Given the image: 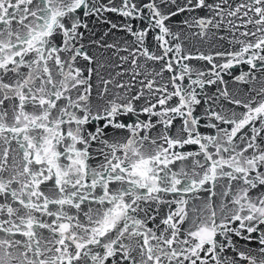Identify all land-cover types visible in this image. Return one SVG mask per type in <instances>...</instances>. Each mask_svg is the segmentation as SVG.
Returning <instances> with one entry per match:
<instances>
[{
  "label": "snow or ice",
  "instance_id": "snow-or-ice-1",
  "mask_svg": "<svg viewBox=\"0 0 264 264\" xmlns=\"http://www.w3.org/2000/svg\"><path fill=\"white\" fill-rule=\"evenodd\" d=\"M0 264H264V0H0Z\"/></svg>",
  "mask_w": 264,
  "mask_h": 264
}]
</instances>
